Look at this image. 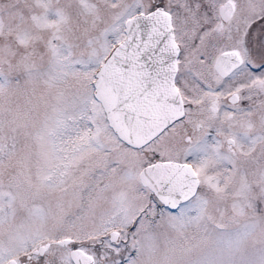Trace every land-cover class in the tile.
<instances>
[{"label":"snow or ice","instance_id":"6c2138e0","mask_svg":"<svg viewBox=\"0 0 264 264\" xmlns=\"http://www.w3.org/2000/svg\"><path fill=\"white\" fill-rule=\"evenodd\" d=\"M0 264H264V0H0Z\"/></svg>","mask_w":264,"mask_h":264}]
</instances>
